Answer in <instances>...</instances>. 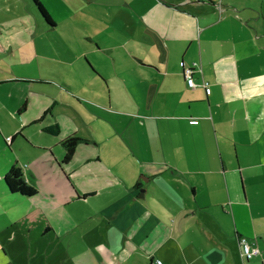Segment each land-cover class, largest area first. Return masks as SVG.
<instances>
[{"label":"crops","instance_id":"obj_1","mask_svg":"<svg viewBox=\"0 0 264 264\" xmlns=\"http://www.w3.org/2000/svg\"><path fill=\"white\" fill-rule=\"evenodd\" d=\"M25 1L43 24L34 28L44 32L45 21ZM135 1L123 5L129 9ZM135 6L133 26L101 21L84 27L95 48L79 58L92 65L89 56L104 51L117 74L95 73L85 61L78 87L54 85L50 95L57 106L58 98L72 103L76 118L83 117L84 103L106 120L109 132L95 140L100 151L103 143L112 147L109 158L98 151L95 159L88 153L72 165L80 144L91 139L61 137L59 123L45 124V79L0 78V264H45L51 242L68 252L71 264H264V0H143ZM47 25V32L54 28ZM2 44L0 61L5 55L14 64ZM193 63L201 72L189 88L181 66ZM120 66L142 73L132 76ZM55 125L57 135L45 133ZM45 134L56 138L53 145L45 147ZM71 136L81 141L64 162L62 141ZM25 148L38 154L27 156ZM45 150L55 163L46 177ZM92 160L106 167L83 170ZM12 166L37 196L8 190L4 177ZM81 181L90 188L81 189ZM97 197L100 204L89 206ZM76 207L79 218L65 215ZM83 224L95 234L82 237ZM239 238L259 255L244 260Z\"/></svg>","mask_w":264,"mask_h":264},{"label":"rangeland","instance_id":"obj_2","mask_svg":"<svg viewBox=\"0 0 264 264\" xmlns=\"http://www.w3.org/2000/svg\"><path fill=\"white\" fill-rule=\"evenodd\" d=\"M124 1L125 0H98L92 1L90 4L88 0H39L54 24V28L47 32L46 27H48V25L35 8V11L43 23L45 21V31L41 32L36 30L34 26L43 24L35 17L33 12H31L33 8L29 7V4L25 0H0V42H2L4 48L7 49V52H4L9 56L13 55L12 57L16 59L14 64H9L7 60L9 57L2 55L0 61V78L25 76L35 79L30 80V82L44 81L41 78L45 79V103L50 100L49 105L45 106V111L49 109V112L45 115V124L59 123L62 130L60 133L61 137H65L71 133H77L80 136H84L86 139H91V145L86 146L84 143L80 144L82 150L74 157V161L72 162L74 166L75 163H83L84 157H87V155H89L88 153H92V157L95 159V155L100 151L95 139L104 138V132L108 133L109 128L106 127V120L104 118H96V114L93 112V108L90 105L83 103V108L80 109L83 113V117L77 115V119L73 115L76 111L72 103V107H68V105L63 102V98H58L59 102H57L59 104L57 106L53 102L55 98H52L50 95H54V85L58 86L59 84H63L64 87L66 86L65 88L68 87L70 89L71 86L78 87L79 78L86 73L84 71L85 61L95 73L99 72L107 77L117 74V67L108 64L106 52H99L93 57L89 56L93 66L88 60H85V58H79L78 53L88 52L92 47L95 48L93 43L87 41L89 32L84 27L100 25L101 21L113 26L135 25L136 12L139 10L135 4H140L143 0L130 2L133 5L129 9L128 7H124ZM112 15L114 16L113 18ZM40 28L43 27L40 26ZM121 67L126 70V73L132 76L142 73L137 67L120 66V68ZM63 90L68 91L67 89ZM26 95L29 96L30 92H27ZM32 99L37 103L39 97L34 93L32 94ZM53 105H55V107H53ZM63 107L65 110L62 109ZM74 107L76 109L79 108L76 105H74ZM71 109L74 110V112ZM55 110L60 111V113L58 112V116L53 114ZM44 138L45 147L53 145L54 141H56V138L46 134ZM112 141L115 144L116 138ZM110 148L112 147L109 146V144H102L100 152L103 158H109ZM55 149L57 150L58 148ZM25 150L27 156L32 155L35 157L36 154H38L37 150L31 148H25ZM54 152L57 153V151ZM52 159V151L45 150V177L47 171L54 169L55 163ZM101 167L103 168L106 166L104 164H97L95 160H92L83 170L91 169L94 171L96 168ZM82 181L79 183V187L89 189L90 186L83 185ZM242 188L241 182L238 181L236 185L237 196L239 195L242 197ZM260 188H262V186L255 187V189ZM100 198L101 197H97L89 201V206L90 204H100ZM79 208L80 207L69 209V212L65 215L68 216L70 211L72 213L76 212L79 218L81 216ZM82 209L85 212L86 205L83 206ZM71 226H73V223ZM92 234H95L93 226L90 224H83L81 236L84 237L87 235L86 237H90L89 235L92 236ZM74 240L77 245L79 243L77 238H74ZM55 244L56 243L52 242L48 246L45 244V253L43 254L45 255V264L46 260H48V264H71L67 257L68 252L56 249ZM63 248L68 247L63 246Z\"/></svg>","mask_w":264,"mask_h":264},{"label":"trees","instance_id":"obj_3","mask_svg":"<svg viewBox=\"0 0 264 264\" xmlns=\"http://www.w3.org/2000/svg\"><path fill=\"white\" fill-rule=\"evenodd\" d=\"M34 7L36 8L39 15L43 17V19L50 25H53L49 15L47 14L46 10L44 9L43 5L39 2V0H31ZM45 133L51 134V135H57L58 133V127L51 126L44 129ZM81 140L79 138H76L75 136L68 137L64 141H62V144L65 147L66 154L64 157V162H68L71 157L73 156V153L75 151V147L78 142ZM4 182L8 188V190L11 193H17L23 197H35L37 196V191L35 188L27 185L22 178V172L20 168L16 166H12L10 170L7 172V174L4 177Z\"/></svg>","mask_w":264,"mask_h":264},{"label":"built area","instance_id":"obj_4","mask_svg":"<svg viewBox=\"0 0 264 264\" xmlns=\"http://www.w3.org/2000/svg\"><path fill=\"white\" fill-rule=\"evenodd\" d=\"M181 72L182 75L186 81V84L189 88H195L196 84L193 80V75L195 73H200V66L197 63H193L191 67L189 68H183V65L181 66ZM202 87L206 88L208 84L206 82L201 84ZM191 123H195V120H190ZM11 138H6V141L9 142ZM239 245L241 248V257L244 260H251L252 258L256 257L259 254L258 249L255 246H252L249 244L246 239L240 238ZM153 264H163L159 260H154Z\"/></svg>","mask_w":264,"mask_h":264},{"label":"flooded vegetation","instance_id":"obj_5","mask_svg":"<svg viewBox=\"0 0 264 264\" xmlns=\"http://www.w3.org/2000/svg\"><path fill=\"white\" fill-rule=\"evenodd\" d=\"M239 240H240V238H239ZM258 251H259V250H258ZM259 253H260V252H259ZM258 255H259V254H258ZM258 255H257V256H258ZM254 258H255V257H254ZM252 259H253V258H252Z\"/></svg>","mask_w":264,"mask_h":264}]
</instances>
